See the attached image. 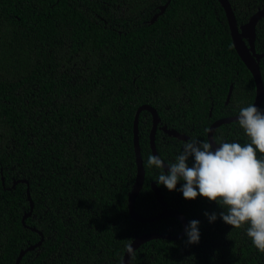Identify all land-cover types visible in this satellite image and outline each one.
Segmentation results:
<instances>
[{
    "label": "trees",
    "instance_id": "trees-1",
    "mask_svg": "<svg viewBox=\"0 0 264 264\" xmlns=\"http://www.w3.org/2000/svg\"><path fill=\"white\" fill-rule=\"evenodd\" d=\"M229 1L239 26L264 11V0ZM255 48L264 55V18ZM260 69L264 81V58ZM256 95L218 0H0V264H16L42 238L20 264H122L137 236L180 234L176 219L131 218L138 110H157L156 147L167 164L185 142L161 127L188 141H209L215 122L239 116ZM152 123L143 111L146 177L136 213L162 214L151 187L157 183L170 210L188 224L199 221L200 238L196 244L187 235L153 240L130 264H264L247 225L232 228L220 218L224 209L204 197L186 200L179 190L184 181L173 191L158 183L162 170L147 167ZM214 140L249 142L238 122L218 128ZM21 180L28 185H15ZM205 213L217 219L210 222Z\"/></svg>",
    "mask_w": 264,
    "mask_h": 264
},
{
    "label": "clouds",
    "instance_id": "clouds-1",
    "mask_svg": "<svg viewBox=\"0 0 264 264\" xmlns=\"http://www.w3.org/2000/svg\"><path fill=\"white\" fill-rule=\"evenodd\" d=\"M238 123L248 143L222 142L214 148L207 140H190L175 162L167 163V173L166 162L157 155L148 157L147 167L162 170L156 180L169 191L184 181L179 190L186 200L201 196L218 203L224 209L220 218L232 228L247 225V236L264 253V110L251 104L241 108ZM205 215L210 222L217 219L216 213ZM198 225L199 221L193 220L186 228L190 244L199 242ZM127 252L134 257L132 243Z\"/></svg>",
    "mask_w": 264,
    "mask_h": 264
},
{
    "label": "water",
    "instance_id": "water-1",
    "mask_svg": "<svg viewBox=\"0 0 264 264\" xmlns=\"http://www.w3.org/2000/svg\"><path fill=\"white\" fill-rule=\"evenodd\" d=\"M218 1L220 2V4H222L226 12V16H227V20L230 26L231 36L233 39L235 50L255 80L257 95H256V100H255L254 105L261 108L263 101H264V81H263V77H262V73L260 69V61L262 58H264V55L257 54L256 48H255V42L257 38V26H258V23L264 18V11H261L253 15L247 24L243 26H239L230 1L229 0H218ZM166 7L167 5L161 8V14H164ZM157 19H158V15L154 17V19L152 20V23L156 22ZM232 92H233V86L230 89L227 104L230 101ZM143 111H148L152 115L153 123H152V131L150 134V145H151V150H152L153 155L159 156L157 147H156V134L159 129V124L161 123V120L158 116L157 110L151 106L146 105V106L141 107L138 110L136 118H135V123H134V150H135L136 163H137V177H136L134 189L129 197L130 215H131L132 220L139 222V223H153V222L167 219V218L176 219L182 223L183 231L176 236L158 234L156 232L146 233L141 236H137L135 240L132 242V248L135 252L141 246L153 240L163 239V240H169V241H178L185 237L186 228L189 225L188 220L183 213H181L180 211L169 209V205L166 203L165 198L162 195L161 190L157 186L156 183H152V190L154 191L156 195V199L158 203L161 205L162 214H160L159 216L151 217V218H143L142 216L136 213V210H135L136 200L144 187L145 177H146L145 168H144L143 159H142L141 147H140L139 128H138L139 127L138 126L139 116ZM238 120H239V116L225 118V119L215 122L211 126L208 132V139H209V142L213 143L214 148L217 145L214 140L215 131L223 125L236 123L238 122ZM160 129L161 131L165 132L168 136L174 139L184 141V142L190 139L189 136L180 134L178 131L174 129H169L167 126L161 127ZM164 171L165 173H167L168 171L167 164L165 165ZM2 181H3V186H5L4 178L2 179ZM18 183H24L28 185V182L25 180L16 182L15 185H17ZM27 194H28V200L30 202L31 212H32L34 208V203L30 196L29 187L27 189ZM31 212L25 215L23 219L24 225H25L26 219L31 216ZM33 231H37V230L33 229ZM40 235L42 236V234ZM42 242H43V238L38 244L31 246L27 248L26 250L21 251L16 264H20L21 260L28 252H32L36 250L37 248H39ZM131 258L129 257V254L126 251L122 264H130Z\"/></svg>",
    "mask_w": 264,
    "mask_h": 264
},
{
    "label": "flooded vegetation",
    "instance_id": "flooded-vegetation-1",
    "mask_svg": "<svg viewBox=\"0 0 264 264\" xmlns=\"http://www.w3.org/2000/svg\"><path fill=\"white\" fill-rule=\"evenodd\" d=\"M259 12H261V11H259ZM259 12H257V13H259ZM257 13H256V14H257ZM254 15H255V14H254ZM258 24H259V23H258ZM242 26H243V25H242ZM255 43H256V42H255ZM156 184H157V183H156ZM151 187H152V186H151ZM13 188H14V187H13Z\"/></svg>",
    "mask_w": 264,
    "mask_h": 264
}]
</instances>
